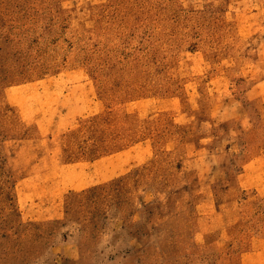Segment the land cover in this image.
<instances>
[{
    "label": "rangeland",
    "instance_id": "374dc122",
    "mask_svg": "<svg viewBox=\"0 0 264 264\" xmlns=\"http://www.w3.org/2000/svg\"><path fill=\"white\" fill-rule=\"evenodd\" d=\"M259 3L0 0V264H264Z\"/></svg>",
    "mask_w": 264,
    "mask_h": 264
},
{
    "label": "crops",
    "instance_id": "0c3cea01",
    "mask_svg": "<svg viewBox=\"0 0 264 264\" xmlns=\"http://www.w3.org/2000/svg\"><path fill=\"white\" fill-rule=\"evenodd\" d=\"M259 4H258V9L255 10L256 14H259L260 12H264V0H259ZM261 20V21H260ZM257 24L259 25H264V18L260 19ZM258 98L262 99V103L264 104V95L262 93V96L261 94H258ZM261 155H264V150L261 152L260 156ZM260 160H264V157H260ZM263 170H264V167H263Z\"/></svg>",
    "mask_w": 264,
    "mask_h": 264
}]
</instances>
